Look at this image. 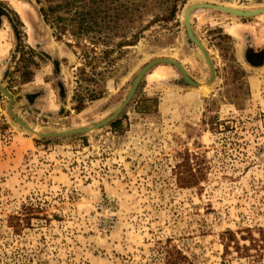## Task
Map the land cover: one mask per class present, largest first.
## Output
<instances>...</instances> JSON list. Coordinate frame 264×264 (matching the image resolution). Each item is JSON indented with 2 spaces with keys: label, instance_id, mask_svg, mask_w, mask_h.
<instances>
[{
  "label": "rangeland",
  "instance_id": "obj_1",
  "mask_svg": "<svg viewBox=\"0 0 264 264\" xmlns=\"http://www.w3.org/2000/svg\"><path fill=\"white\" fill-rule=\"evenodd\" d=\"M197 2L264 7L124 0L106 46L0 0V264H264V13L193 9L205 55Z\"/></svg>",
  "mask_w": 264,
  "mask_h": 264
},
{
  "label": "trees",
  "instance_id": "obj_2",
  "mask_svg": "<svg viewBox=\"0 0 264 264\" xmlns=\"http://www.w3.org/2000/svg\"><path fill=\"white\" fill-rule=\"evenodd\" d=\"M39 5L40 13L44 21L53 29L57 38L70 33L78 42L83 38H89L93 44H105L109 46L112 39L116 36L124 37L117 31V21L125 17L126 8L123 4L124 0H35ZM116 30V31H115ZM121 34V35H119ZM138 35L135 34L132 41L126 38L122 39L115 46L123 47L134 44ZM22 46V45H21ZM34 52L32 48H29ZM114 49L105 51L107 55ZM21 57L19 59L18 71H21L24 80H30L32 71L30 65L38 67V62L33 58L25 56L24 46L21 47ZM92 96H96L91 91ZM91 96V95H90ZM82 101L78 105V109H82ZM120 119L115 120L112 124L117 126ZM183 180V177L180 178ZM184 181L191 185L199 182V177L195 173H191L188 179ZM252 240L255 239L252 237ZM234 240V235L231 237ZM252 241V243H254ZM239 248V246H238Z\"/></svg>",
  "mask_w": 264,
  "mask_h": 264
},
{
  "label": "water",
  "instance_id": "obj_3",
  "mask_svg": "<svg viewBox=\"0 0 264 264\" xmlns=\"http://www.w3.org/2000/svg\"><path fill=\"white\" fill-rule=\"evenodd\" d=\"M209 4H210V6H209ZM192 6H190V7H192L191 8V10H190V13H189V15H188V23H187V19H185V22H186V28H187V32H188V35H189V37H190V39L199 47V49L206 55V51H205V48L202 46V44L200 43V41L196 38V36L194 35V33H193V31H192V29H191V26H190V23H189V21H190V14H191V12H192V10L193 9H195V8H204V7H207V8H211V7H214L213 5H215V4H212V3H208V2H201V3H199V2H197V3H193V4H191ZM215 8V7H214ZM228 12H230V11H228ZM254 15V14H253ZM245 16V15H244ZM192 34V35H191ZM252 57H256L255 55H252L251 56V59H252ZM258 57V56H257ZM255 58V59H258V58ZM168 61H170V62H173V63H175L182 71H183V73H184V76L188 79V80H190V78H189V76H188V74H187V72L185 71V69L182 67V65L181 64H179L178 62H175V61H173V60H171V59H169ZM156 62H158V60H156V61H154V62H152V63H149L144 69H142V71L138 74V76L136 77V79L134 80V82H133V86H132V89L130 90V92H129V94L127 95L128 97H126L127 99L125 100V104L128 102V100L131 98V96L133 95V93L135 92V90H136V87H137V85L139 84V82H140V80H141V78H142V76L146 73V71L152 66V64L153 63H156ZM208 62L210 63V60L208 59ZM6 93L9 95V97L11 98V100H12V102H13V97L6 91ZM124 104V105H125ZM122 108L123 107H121L120 109L118 108L117 110H116V112L111 116V117H109L108 119H106L103 123H105L106 121H108L109 119H112V118H114L121 110H122ZM14 115V114H13ZM14 118L17 120V118H20V117H18L17 115H14ZM21 119V118H20ZM22 120V119H21ZM18 121V120H17ZM19 122V121H18ZM20 123V122H19ZM23 123H25L24 121H23ZM103 123H100V124H103ZM21 125H22V123H20ZM26 124V123H25ZM24 127V126H23ZM27 129V128H26ZM28 130H31V128L29 127V129ZM84 130H86V129H79V130H71L70 132H76V131H84ZM58 133H60V132H56V133H54V132H51V133H47L48 135H51V134H58Z\"/></svg>",
  "mask_w": 264,
  "mask_h": 264
},
{
  "label": "bare ground",
  "instance_id": "obj_4",
  "mask_svg": "<svg viewBox=\"0 0 264 264\" xmlns=\"http://www.w3.org/2000/svg\"><path fill=\"white\" fill-rule=\"evenodd\" d=\"M201 3V2H199ZM192 5H189L185 11V15H184V18L187 19V23H188V15L190 13V10L192 7H190ZM210 6V4H209ZM215 8H218V9H221L223 11H230L231 13H233L234 15H237V16H250V15H253V14H258V13H264V7H259V8H254V9H250V8H241V7H235V6H227V5H222V4H219V5H213ZM192 35V34H191ZM132 87V86H131ZM132 89V88H131ZM130 92V91H129ZM129 94V93H128ZM127 96V95H126ZM128 97V96H127ZM127 98L125 97L122 102L120 103L119 105V109L121 107L124 106L125 104V100ZM17 120L22 123V126H24V128H27L29 129V125L28 124H25L23 123V120H21L20 118H17Z\"/></svg>",
  "mask_w": 264,
  "mask_h": 264
},
{
  "label": "flooded vegetation",
  "instance_id": "obj_5",
  "mask_svg": "<svg viewBox=\"0 0 264 264\" xmlns=\"http://www.w3.org/2000/svg\"><path fill=\"white\" fill-rule=\"evenodd\" d=\"M23 46V45H22Z\"/></svg>",
  "mask_w": 264,
  "mask_h": 264
}]
</instances>
